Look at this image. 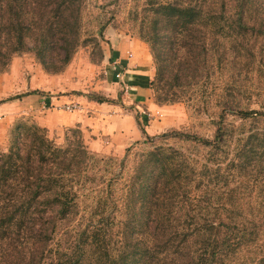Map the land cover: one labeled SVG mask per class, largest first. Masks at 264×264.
<instances>
[{
    "label": "trees",
    "instance_id": "1",
    "mask_svg": "<svg viewBox=\"0 0 264 264\" xmlns=\"http://www.w3.org/2000/svg\"><path fill=\"white\" fill-rule=\"evenodd\" d=\"M85 1L0 0V73L27 51L61 72L86 42ZM133 2L155 67L149 87L159 104L184 103L191 114L211 104L220 44L238 60V39L254 28L247 14L264 10V0ZM247 56V75L240 68L222 81L210 138L151 136L137 113L143 140L117 161L91 152L78 128L57 145L36 123H17L0 151V264H264V131L247 129L264 121V100L258 109L242 101L253 75L264 77V43ZM240 172L247 185H236Z\"/></svg>",
    "mask_w": 264,
    "mask_h": 264
},
{
    "label": "rangeland",
    "instance_id": "2",
    "mask_svg": "<svg viewBox=\"0 0 264 264\" xmlns=\"http://www.w3.org/2000/svg\"><path fill=\"white\" fill-rule=\"evenodd\" d=\"M136 8L139 13V20L134 21L132 11L134 13ZM246 17L254 28L249 29L245 36L238 39L239 54L241 55L239 59L234 58L238 57V54L227 40H225V47L220 44L218 55L212 56L211 60L215 66L213 73L216 80L215 83L210 84L213 87V93L209 106L200 108L202 109L200 112L191 114L184 103L159 104L154 89L150 88L151 100L159 109L145 110L144 114H139L140 121L149 135L154 136L176 130L194 133L204 138L212 137L215 132L212 122L215 118L213 108L218 104L217 95H222V81L236 73L240 68L243 75H247V68L251 64L250 57L247 56L248 50L251 48L255 52L256 48L264 43V10L250 12ZM142 18V9L140 6L135 5L133 0H86L81 23L82 34L86 42L78 48L70 63L61 72L51 73L45 71L31 51L15 55L8 68L0 73V100L25 92L38 91L39 93L0 105V151L5 152L7 150L8 135L17 123L34 122L39 125L38 121L43 120L48 115L51 108L47 109L48 107L41 103L42 100L39 97L62 98L66 101L64 105L73 103L81 110L86 109L88 113L92 111V109H89L88 104H96L91 99L93 95L113 100L115 103L112 104L115 105L122 104V96L126 90L123 83L119 82L121 81V76L117 75L119 69H116V65L110 63L109 58L115 46L120 42L129 41L130 39L140 41L149 54L153 76L155 77V67L149 46L136 33ZM105 23L109 24L104 29L103 36L100 37L96 34V31L100 25ZM253 76L255 86L251 89V95L246 94L242 97V101L246 105L250 104L251 109H258L261 100H264V77ZM188 86L185 84L186 88ZM260 89H262L261 97L258 96ZM70 99H77V102L69 101ZM130 105H126L124 110L134 108ZM62 106L58 108L68 114L69 112ZM120 107L119 105L118 109ZM145 117H147V120L144 119ZM251 127L264 131V121L250 124L247 129ZM68 129L73 128H66L53 136L49 134L48 130H45L51 140L57 145H63L66 134L71 137ZM142 140L138 142H142ZM97 155L98 157L112 158L119 161L123 158L124 153L121 157ZM237 180L236 185H247L248 180L245 172H240ZM239 197L243 196L240 195ZM251 200H255V197H252Z\"/></svg>",
    "mask_w": 264,
    "mask_h": 264
},
{
    "label": "crops",
    "instance_id": "3",
    "mask_svg": "<svg viewBox=\"0 0 264 264\" xmlns=\"http://www.w3.org/2000/svg\"><path fill=\"white\" fill-rule=\"evenodd\" d=\"M128 52V53H127ZM129 53L133 56L129 58ZM110 63L116 65L121 74L125 88L122 104L97 103L90 105V113L79 110L65 113L59 109L66 102L62 98L39 97L41 103L51 109L38 124L48 130L51 136L57 135L66 128H78L88 149L99 155L121 157L132 143L142 139L136 122V114L159 109L151 100V89L148 85L153 79L151 60L145 46L137 40L118 43L110 54ZM77 99L69 101L77 102ZM134 108L124 110L126 105ZM46 109V108H44ZM52 114V116H51ZM52 117V118H50ZM1 138V137H0Z\"/></svg>",
    "mask_w": 264,
    "mask_h": 264
},
{
    "label": "built area",
    "instance_id": "4",
    "mask_svg": "<svg viewBox=\"0 0 264 264\" xmlns=\"http://www.w3.org/2000/svg\"><path fill=\"white\" fill-rule=\"evenodd\" d=\"M129 57H131L132 55L129 54L128 55ZM118 76H121L120 73L117 74ZM62 107H64V109L69 112V113H73V112H76V111H79L81 110L80 107H77L75 104L71 103V104H68V105H63ZM145 112H143L142 114H144Z\"/></svg>",
    "mask_w": 264,
    "mask_h": 264
}]
</instances>
